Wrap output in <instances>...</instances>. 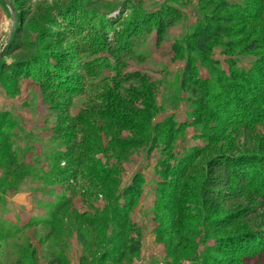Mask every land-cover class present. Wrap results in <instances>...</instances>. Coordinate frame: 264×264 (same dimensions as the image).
<instances>
[{"label": "rangeland", "instance_id": "obj_1", "mask_svg": "<svg viewBox=\"0 0 264 264\" xmlns=\"http://www.w3.org/2000/svg\"><path fill=\"white\" fill-rule=\"evenodd\" d=\"M14 12L0 236L33 215L58 229L21 232L4 262L30 243L26 264H264V0H0V51ZM207 27L218 33L204 55ZM87 158L120 174L118 191L73 177ZM59 196L72 205L55 215ZM52 228L64 238L38 247Z\"/></svg>", "mask_w": 264, "mask_h": 264}, {"label": "trees", "instance_id": "obj_2", "mask_svg": "<svg viewBox=\"0 0 264 264\" xmlns=\"http://www.w3.org/2000/svg\"><path fill=\"white\" fill-rule=\"evenodd\" d=\"M216 33H218V31L216 29L212 28V27L205 28L204 31L201 32L198 35V37L196 38V40L194 41V47H195V49L197 51H199V53L206 55V53H208L209 50H210L211 40H212L213 34H216ZM257 77H259V76H257ZM257 102H261V101L260 100H257ZM105 121L106 122H109V123H112V120L111 119H108V118H105ZM117 128L118 129H124L125 126H122V125L120 126V124H118L117 125ZM112 136L110 134V137H112L111 144L114 147H117L120 150L126 151L127 150L126 148H127L128 145L125 144V143L127 141L126 142H124V141L121 142V140L119 138V135L117 136V135H114L113 134ZM114 139H115V141H116V143L118 145H116ZM86 141H87V143H89V145H87V148L89 147L92 150H94V148L98 147V145L95 143V139L94 138L91 141H90L89 138H87ZM131 141H132V145H134V146L135 145H139V142H135L133 140H131ZM77 146H78V144H73V148H70L68 151L71 152V153L72 152L75 153L76 151H78L79 154H80V156L81 157H84V153H85L84 147L82 145H80V148L78 149V148H76ZM110 147H111V145H110ZM10 163H13V162H10ZM99 164H100L99 162H97V161L94 162L93 159H88V158L85 159V160H77L76 165L74 166V168L72 167V169H71V170H73V174L72 175H73L74 178H78L80 174H83L84 177H85V179H86V181H88L90 183L93 182L95 185L96 184H100L101 186H108V187H110L111 185H113V186H115V191H118L117 189H118V187L120 185V178H119L120 174L116 177V174H114V171H111L112 168L109 169L108 171H105V170L102 169V167ZM13 165H14V163H13ZM13 173H14V171L8 170L7 173H6V176H10V175L13 176ZM22 179H23V177L20 178V181ZM75 180H77V179H75ZM5 181L6 182H9L10 180L6 179ZM115 182H116V184H114ZM106 194L109 195V192H106ZM58 199H59L58 200L59 201L58 204H56V205L55 204L54 205H49V208H47V209H52V211H54V214L55 215H58L59 214V210H63L65 208H70L71 205H72V199H70L69 197L59 196ZM55 211H58V212L56 213ZM53 217L54 216H52L51 218H49L47 221H43V222L41 221V222H37V223L35 221H32L31 220L33 223L30 222L29 224L35 225V226H37V225H49V226H53V228L56 230V229H58V228H56L57 227L56 226V222L57 221H56V218H53ZM12 226L13 225H11V227ZM63 226H66V225L64 224ZM13 227L14 228H17L19 230V232L16 233V234H14L13 233V229L7 227V229L4 230L5 232L6 231L7 232L5 234H3V235L0 236V242H1V244H0L1 245L0 246V249H1L0 250V256L3 255V250L6 249V245H7V242L8 241H12V240H16L17 241V239H20L19 238L20 237L19 235H20L21 232H23V230L21 228L17 227V226H13ZM53 228L51 229L52 231L51 230H50V232L48 231V233L43 238H41V243L42 244L45 243V242H47V241H49L48 240V236L51 235V232H52V234H55L56 235L57 232H55V230H53ZM0 231H3V230H0ZM69 231L70 230L67 228L65 230V235ZM14 232H15V229H14ZM88 232L91 233L94 237L96 236V232L94 230L90 229V230H88ZM88 232H86V233H88ZM68 236H70V234ZM56 238L59 239V240H61L64 237L62 235H59V233H57ZM70 238L69 237H66L65 238V241H68ZM27 246H30V243H28V245H26V246H25V243H23V247H21L19 250L17 249L16 254H15V257L14 258L10 257L11 259H15L13 262H12V260H10V261H8V263H5L4 260H7V259L3 255L4 258L2 259V264L3 263L4 264H26L27 261H28L27 260L28 259L27 257H29V256L27 254V255H24V258H21V257H23V256H21V251H25L27 249L26 248ZM14 250H15V248H12L11 251L13 252ZM32 250H33L32 251V255L33 254H35V255L38 254L36 252L37 248L32 249ZM229 253H231V252H228V254ZM39 256H40V254H39ZM48 259L49 260H47V263L46 264H52V263H54V261L56 263L59 262L58 259H55L54 260L52 257H49ZM32 264H38V262L33 261Z\"/></svg>", "mask_w": 264, "mask_h": 264}, {"label": "crops", "instance_id": "obj_3", "mask_svg": "<svg viewBox=\"0 0 264 264\" xmlns=\"http://www.w3.org/2000/svg\"><path fill=\"white\" fill-rule=\"evenodd\" d=\"M28 193H30V192H22V193H19L18 195H16L17 197H19L20 195H21V197L18 199V201H16V203L17 204H19V203H21L22 205L23 204H26V200L24 199L25 198V196L26 195H28ZM20 200H22L21 202H20ZM33 217H35V215H33ZM33 217H31V218H28L27 220H25V219H23V220H21V221H17L15 224H14V226H19L23 231H24V233L28 230V229H30V228H34L35 227V225H31V224H29L30 223V221H31V219H33ZM19 239H17V241H18ZM31 242H33V241H31ZM37 245H38V247H40V245H42V243H41V239H39V240H37ZM34 243V242H33ZM34 244H36V243H34ZM40 249V248H39ZM8 252V250H7V248L5 249V250H3V255L5 254V257H6V254L7 255H9V252ZM39 253H41V250H39ZM44 264H46V263H44Z\"/></svg>", "mask_w": 264, "mask_h": 264}, {"label": "water", "instance_id": "obj_4", "mask_svg": "<svg viewBox=\"0 0 264 264\" xmlns=\"http://www.w3.org/2000/svg\"><path fill=\"white\" fill-rule=\"evenodd\" d=\"M10 7L13 9V6H12L11 4H10ZM13 21H14V22H13V26H12V29H11V31H10V34H9L8 40H7L6 44H5V46H4V47L2 48V50L0 51V61H1V59L3 58L5 51H6V49L8 48V46L10 45L11 40H12L13 31H14V29H15L16 22H17V16H16L15 12L13 13Z\"/></svg>", "mask_w": 264, "mask_h": 264}]
</instances>
